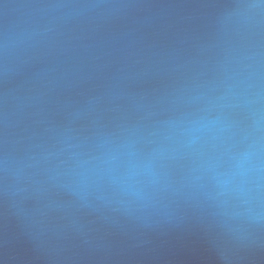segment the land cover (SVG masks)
<instances>
[{
  "label": "water",
  "instance_id": "95a60500",
  "mask_svg": "<svg viewBox=\"0 0 264 264\" xmlns=\"http://www.w3.org/2000/svg\"><path fill=\"white\" fill-rule=\"evenodd\" d=\"M0 264H264V0H0Z\"/></svg>",
  "mask_w": 264,
  "mask_h": 264
}]
</instances>
